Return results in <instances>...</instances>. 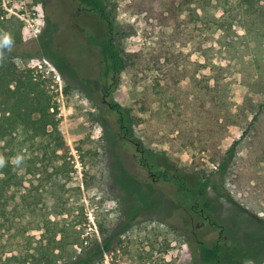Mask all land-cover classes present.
Instances as JSON below:
<instances>
[{
    "label": "trees",
    "instance_id": "trees-1",
    "mask_svg": "<svg viewBox=\"0 0 264 264\" xmlns=\"http://www.w3.org/2000/svg\"><path fill=\"white\" fill-rule=\"evenodd\" d=\"M73 1L97 13L107 27L106 39L89 38L100 52L105 88L138 86L149 80L135 104L139 115L133 114V108L110 104V112L120 116L123 134L127 133L125 116L132 127L141 128L144 147L167 146L172 154L193 152L189 170L197 176L206 175L204 157L216 167L200 190L190 188L184 177L174 173L160 171L157 178L174 184L178 195L199 213L196 205L213 181L217 182L213 189L227 191L249 212H263L264 100L257 104L246 97L234 109L224 83L227 66L215 64L212 58L216 51L225 54L226 60H240L249 89L264 92V80L252 73L261 68L257 56L264 41V0H167L159 13L153 9L155 0H128L126 11L152 14L172 28L149 50L138 52L125 49L123 40L133 30L117 29L103 0ZM201 2L204 10L212 4L221 7L223 15L200 14ZM192 4L198 5L192 8ZM203 26L219 32V50L204 46ZM234 27L244 33L238 34ZM23 29L19 18L0 13V264H96L111 251L109 236L114 226L107 214L99 212L100 239L96 235L88 239L78 210L58 191L71 172L67 144L51 112L53 100L45 81L15 62ZM192 53L202 60L193 59ZM250 56L254 59L246 60ZM205 69L214 75L202 74ZM233 126L241 128L242 135L223 153L221 142ZM85 143L78 150L89 186L98 180L104 160L97 148H85ZM87 248L88 256L81 258ZM220 255L217 243L200 246L205 264H220Z\"/></svg>",
    "mask_w": 264,
    "mask_h": 264
},
{
    "label": "rangeland",
    "instance_id": "rangeland-1",
    "mask_svg": "<svg viewBox=\"0 0 264 264\" xmlns=\"http://www.w3.org/2000/svg\"><path fill=\"white\" fill-rule=\"evenodd\" d=\"M103 1L117 29L133 30L123 40L128 52L149 50L172 31L152 14L126 11L128 0ZM166 1L155 0L153 9L164 11ZM198 7L200 14L223 15L222 8L214 4L207 10L202 2ZM0 13L14 15L23 22V44L15 62L40 75L52 95L51 112L66 141L71 171L61 180L60 195L78 210L88 239L93 240L95 235L99 238L97 213L107 214L114 226L109 236L111 251L96 264H205L200 246L211 247L214 243L221 248L220 264H264V211L258 215L249 212L227 191L213 189L212 185H217L213 181L196 205L201 212H196L192 203L178 195L174 184L157 178L156 173H174L184 177L190 188L200 190L207 183L206 175L216 167L204 157L206 175L197 176L189 170L193 152L172 154L167 146L144 147L141 128L132 127L125 116L122 122L127 133L123 134L120 116L110 112V104L133 108V114L139 115L135 104L149 80L138 86L105 88L100 52L89 43L92 36L97 40L108 37L107 27L97 13L79 11L73 0H0ZM234 31L244 33L240 27H234ZM218 33L204 28V46L219 50ZM192 58L202 60L196 53ZM257 59L261 68L252 73L264 80V41ZM212 61L227 66L224 83L234 109L246 97L257 104L264 100V92H254L245 83L240 60H226L225 54L215 51ZM202 74L214 75L209 69ZM241 135V128L231 127L229 136L221 142L222 152L226 153ZM82 142H86L85 148H97L104 160L98 180L89 186L85 184L87 167L78 150ZM195 169L200 170L198 166ZM87 249L81 252V258L88 256Z\"/></svg>",
    "mask_w": 264,
    "mask_h": 264
},
{
    "label": "flooded vegetation",
    "instance_id": "flooded-vegetation-1",
    "mask_svg": "<svg viewBox=\"0 0 264 264\" xmlns=\"http://www.w3.org/2000/svg\"><path fill=\"white\" fill-rule=\"evenodd\" d=\"M74 2H75V1H74ZM75 3H77V5H78V10H79V11H81V10H83V9H85V10H89L88 8L82 6L80 3H78V2H75ZM107 94H108V93H107ZM104 96H106V95H104ZM104 102L106 103V98H105V97H104Z\"/></svg>",
    "mask_w": 264,
    "mask_h": 264
},
{
    "label": "built area",
    "instance_id": "built-area-1",
    "mask_svg": "<svg viewBox=\"0 0 264 264\" xmlns=\"http://www.w3.org/2000/svg\"><path fill=\"white\" fill-rule=\"evenodd\" d=\"M40 67H42V66H40Z\"/></svg>",
    "mask_w": 264,
    "mask_h": 264
}]
</instances>
